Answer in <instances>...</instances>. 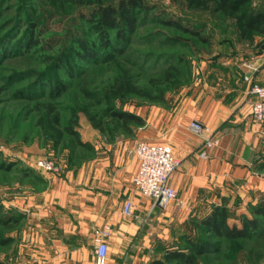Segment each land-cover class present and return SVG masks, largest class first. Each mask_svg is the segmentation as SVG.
<instances>
[{
  "label": "rangeland",
  "instance_id": "obj_1",
  "mask_svg": "<svg viewBox=\"0 0 264 264\" xmlns=\"http://www.w3.org/2000/svg\"><path fill=\"white\" fill-rule=\"evenodd\" d=\"M104 1L117 5L119 0ZM142 1L149 7L147 17L140 20L124 53L118 56L109 48L104 53L94 50L90 61L78 54L84 53L81 40L85 45H97L100 39L89 21L91 7H75L62 0H0V264H37L33 251L40 236L26 224L29 208L50 185L65 181L68 170L90 158L91 137L108 140L121 136L118 124L107 118L102 119V135L81 108L99 116L109 107L133 114L140 107H166L200 75L198 65L209 56L210 45L163 27L158 19L170 18L186 28L201 29L203 35L216 34L217 23L227 32L232 29L231 20H218L211 12L189 11L182 0ZM249 9L264 10V0H250ZM32 26L36 43L31 46L27 32ZM166 38H177L181 44L168 43ZM4 47L11 49L4 53ZM106 56L108 65L103 59ZM118 65L132 71L137 84L151 94L164 95L167 104L136 96L111 99L110 105L97 99L96 94L103 92L118 74ZM167 75L170 79H166ZM82 89L93 95L86 97ZM48 107L59 116L55 133L46 125ZM74 108L79 110L78 121L70 129L77 132L82 145L64 132ZM40 160L52 162L53 171L39 170L36 163ZM248 169L254 178L234 186L243 189L228 192L219 203V207H226L231 226H240L244 217L254 216L253 208L264 206V149ZM250 185L253 189H244ZM259 188L263 190L256 191ZM259 220L262 229L264 219ZM184 228L173 237L177 239L174 243H183L178 237L186 232ZM94 237L84 246L83 264H94ZM252 238L225 241L211 235L209 239L217 244L218 252L207 253L199 264H264V232L260 238ZM170 244H164L162 249Z\"/></svg>",
  "mask_w": 264,
  "mask_h": 264
},
{
  "label": "crops",
  "instance_id": "obj_2",
  "mask_svg": "<svg viewBox=\"0 0 264 264\" xmlns=\"http://www.w3.org/2000/svg\"><path fill=\"white\" fill-rule=\"evenodd\" d=\"M218 31L210 37L209 56L198 65L200 75L175 102L135 110L144 125L131 135L91 137L90 158L29 208L26 224L40 236L33 251L37 264H83L85 244L105 225L111 229L106 264H149L191 217L207 214L228 192L243 189L234 186L254 178L248 168L264 149V123L251 116L243 76L264 84V35L249 42L225 26ZM191 121L208 127L218 140L204 158L199 155L203 139L189 131ZM140 141L170 146L180 162L169 181L176 199L164 209L154 208L133 184ZM126 201L132 203L127 217L122 214Z\"/></svg>",
  "mask_w": 264,
  "mask_h": 264
},
{
  "label": "trees",
  "instance_id": "obj_3",
  "mask_svg": "<svg viewBox=\"0 0 264 264\" xmlns=\"http://www.w3.org/2000/svg\"><path fill=\"white\" fill-rule=\"evenodd\" d=\"M59 1V0H52ZM70 2L75 7H91V18L89 21L92 23L100 39L98 44L91 43L85 45L80 41V47L83 53L79 57L83 59L93 60L94 55L92 52H98L105 49H110L111 54L121 56L124 53V48L132 38L139 24L142 23L144 17H147L149 7L143 3L142 0H119L117 5L106 4L104 0H62ZM189 11L211 12L219 19H229L232 21L231 28L236 32L237 36L245 41L252 42L256 36L264 35V10H250V0H182ZM142 21L140 22V20ZM158 23L163 27L175 29L181 33L189 34L195 37L198 41L209 44L212 34L203 35L201 29H189L182 26L172 19H158ZM221 24L215 25V30L219 29ZM34 26L27 32L29 36V44L32 46L36 43L34 36ZM112 34V35H111ZM168 43L181 44L177 38H166ZM184 45V44H183ZM185 46V45H184ZM5 48V47H4ZM10 47H6L3 52L10 51ZM104 55V54H103ZM102 57V56H101ZM107 65L110 63L109 59L103 57ZM115 61V60H114ZM94 63V61L92 62ZM192 68V66H191ZM118 74L112 79L103 92L96 94L106 105H110L111 99H123L126 96H136L154 102L156 104H167L164 95H153L146 88L137 84L136 75L128 68L118 65ZM171 76L167 75L166 79ZM61 87V86H60ZM86 97L93 95L87 90L82 89ZM160 106V105H159ZM165 106V105H163ZM77 109H71L69 113V124L64 128V132L68 133L76 143L81 144L78 139L77 132L70 129V126L77 125L78 121ZM91 126L97 129L102 135L105 134L104 123L102 119H111L118 124L121 135H131L132 130L144 125V121L139 116L125 112L123 110H114L107 108L101 111L99 116L91 114L86 108L81 110ZM46 125L52 133H55V125L59 123V116L53 113L52 108H47ZM113 137H108V140H114ZM253 217H244L241 225H230L228 223V213L225 206L219 207L214 205L210 207V212L202 217L193 216L185 225V231L178 237H181L183 243H174L161 250L159 257L154 258L149 264H199L201 257L210 252H218L216 243L210 241L211 235L223 239L225 241L237 240H253L252 237L260 238L263 235L264 228H260V218L264 219V206L255 207L252 209ZM16 220V219H14ZM199 235H196V233ZM255 234L254 236H251ZM202 235V238H201ZM207 235L209 238H204ZM264 241V238H262ZM2 243V242H0ZM264 243V242H263ZM256 246V244L254 245ZM253 246V247H254Z\"/></svg>",
  "mask_w": 264,
  "mask_h": 264
},
{
  "label": "built area",
  "instance_id": "obj_4",
  "mask_svg": "<svg viewBox=\"0 0 264 264\" xmlns=\"http://www.w3.org/2000/svg\"><path fill=\"white\" fill-rule=\"evenodd\" d=\"M247 68L252 69L251 65ZM243 79L249 83L248 96L252 98L251 116L255 122L264 123V84L255 83L251 77L244 75ZM189 130L202 137L201 157H206V150L218 144L217 138L208 127L198 121H191ZM134 154L138 161V169L133 184L143 197L153 201V207L164 209L170 202L176 199V192L169 181L171 176L179 169L180 162L177 160L168 145H154L145 141L137 143ZM39 170L43 172L53 171L52 162L40 160L36 163ZM132 203L126 201L123 204L122 214L131 216ZM110 226L105 225L95 233V255L94 264H106L107 259V238L110 234Z\"/></svg>",
  "mask_w": 264,
  "mask_h": 264
}]
</instances>
